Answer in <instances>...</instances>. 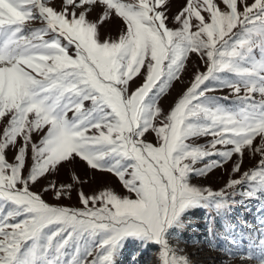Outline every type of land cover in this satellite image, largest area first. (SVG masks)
<instances>
[{
    "label": "snow or ice",
    "instance_id": "1",
    "mask_svg": "<svg viewBox=\"0 0 264 264\" xmlns=\"http://www.w3.org/2000/svg\"><path fill=\"white\" fill-rule=\"evenodd\" d=\"M170 4L0 0V264H118L130 243L156 246L157 264H192L170 241L194 210L264 199V0H183L171 17ZM113 20L118 34L102 39ZM192 54L205 70L165 112ZM246 153L258 159L241 172ZM233 157L239 178L223 188L191 182ZM77 161L128 194L81 189V207H67L32 191ZM83 183L73 173L43 191L70 199Z\"/></svg>",
    "mask_w": 264,
    "mask_h": 264
},
{
    "label": "rangeland",
    "instance_id": "2",
    "mask_svg": "<svg viewBox=\"0 0 264 264\" xmlns=\"http://www.w3.org/2000/svg\"><path fill=\"white\" fill-rule=\"evenodd\" d=\"M183 0H171L169 16L174 15L182 6ZM56 6H59V0H55ZM93 12L89 15V20H96L97 13ZM38 27L39 25H33ZM169 27H175L171 20ZM120 28L118 21L106 23L101 27V38L111 36L116 37ZM258 55V50L256 52ZM205 67L199 58L192 54L186 62L185 70L182 73L181 80L174 82L169 92L161 97L159 106L165 111H169L175 99L190 85L194 74L197 71L203 72ZM140 80L132 84L134 89L140 83ZM227 91H215L209 93L214 97H223L227 95ZM231 99H235L232 97ZM229 104V101H221ZM147 139L153 141V136H147ZM208 138H201L197 143L204 144ZM9 160L12 159V153L8 155ZM258 157L255 159L247 153L243 159L241 172L251 168ZM238 162L237 157H233V162H228L214 169L211 173L204 177H197L191 182L197 186L211 187L213 190H219L224 187L231 177V169L233 163ZM75 173L81 177L85 183L78 185L73 189L71 198L61 200L54 199L53 192H44L43 189L49 181L67 183L71 175ZM239 178L237 174L235 177ZM83 190L87 195H91L100 190L110 189L121 196L128 193L120 184L118 179L112 174H102L87 169L82 162L77 161L75 164L66 165L60 171L52 176L42 179L36 184L32 191L41 194L42 198L49 204L62 205L67 207H81L78 201V191ZM230 191V190H229ZM237 201H243L233 205L232 209L227 213L217 214L214 210L196 209L191 214V223L180 233L177 239L170 241V244L177 250L178 255H185L192 264H259L255 255L259 251V233L264 230V199H246L239 195L236 196ZM253 252V258H241L247 256V253ZM232 253V255H229ZM118 264H157L156 246H149L141 249L138 244L130 243L118 257Z\"/></svg>",
    "mask_w": 264,
    "mask_h": 264
}]
</instances>
